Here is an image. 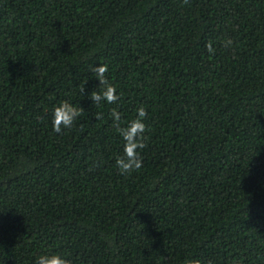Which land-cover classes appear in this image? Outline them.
<instances>
[{"label":"trees","instance_id":"obj_1","mask_svg":"<svg viewBox=\"0 0 264 264\" xmlns=\"http://www.w3.org/2000/svg\"><path fill=\"white\" fill-rule=\"evenodd\" d=\"M98 63L115 104L90 99ZM65 100L84 112L57 133ZM140 106L121 174L111 111ZM46 253L264 264V0H0V264Z\"/></svg>","mask_w":264,"mask_h":264},{"label":"clouds","instance_id":"obj_2","mask_svg":"<svg viewBox=\"0 0 264 264\" xmlns=\"http://www.w3.org/2000/svg\"><path fill=\"white\" fill-rule=\"evenodd\" d=\"M185 2H187V0H185ZM228 44H231V40L227 41L226 46ZM207 48L209 52L213 51L211 43L207 45ZM91 72L94 73V77L99 81V91L93 90L90 93V99L93 101V104H99L102 100L106 101L108 104H115L119 96L117 95L116 87L109 82L106 76L108 72L107 64L98 63L92 66ZM80 91L84 94V86ZM83 112L84 109L81 106L76 107L67 100L59 103L53 110V130L59 133L64 128H71L74 121L80 117ZM111 116L113 117L116 131L124 141L123 155L119 156L115 163L121 174H130L134 170H138L142 167V158L138 149H143L145 147L143 136L146 131L144 120L147 117V112L143 106H140L137 109L136 117L125 126H121V113L118 110L113 108ZM96 118L99 119L100 115L97 114ZM35 264H73V262L71 259L59 253H46L41 254L36 259ZM184 264H201V261L199 259H188Z\"/></svg>","mask_w":264,"mask_h":264}]
</instances>
